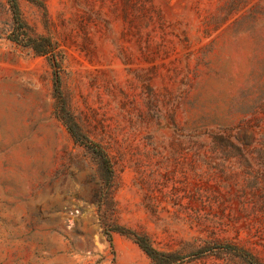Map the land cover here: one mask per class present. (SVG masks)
Instances as JSON below:
<instances>
[{"label":"rangeland","instance_id":"1","mask_svg":"<svg viewBox=\"0 0 264 264\" xmlns=\"http://www.w3.org/2000/svg\"><path fill=\"white\" fill-rule=\"evenodd\" d=\"M16 7L0 0V264H153L137 236L162 264H264V0Z\"/></svg>","mask_w":264,"mask_h":264},{"label":"trees","instance_id":"2","mask_svg":"<svg viewBox=\"0 0 264 264\" xmlns=\"http://www.w3.org/2000/svg\"><path fill=\"white\" fill-rule=\"evenodd\" d=\"M8 2L11 6V12L13 15L14 22H18V9L16 7V0H8ZM17 38H19L18 35H17ZM27 45H29V44H27ZM54 89L56 92H58V78H57V76H55V78H54ZM66 128H67V131L69 132L70 136L74 140H76L77 134L74 132L73 127H71L70 125H67ZM86 147L91 152H93L95 155H97L100 158L101 164L104 167L107 175L109 176L111 171L109 169L108 161H107V158H106L105 154L103 153V151L100 150L98 148V146H96L95 144H92V143H89ZM135 243L149 257V259H151V261H153V264H158V263L162 264L163 262H168L170 259L169 255L164 254V253H160V252H157L156 250H154L150 246V244L147 242L146 238H144V237L137 236Z\"/></svg>","mask_w":264,"mask_h":264}]
</instances>
